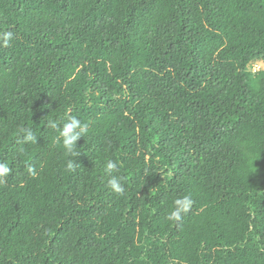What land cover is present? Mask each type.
Returning a JSON list of instances; mask_svg holds the SVG:
<instances>
[{
	"label": "trees",
	"instance_id": "obj_1",
	"mask_svg": "<svg viewBox=\"0 0 264 264\" xmlns=\"http://www.w3.org/2000/svg\"><path fill=\"white\" fill-rule=\"evenodd\" d=\"M0 162V264H264V0H0Z\"/></svg>",
	"mask_w": 264,
	"mask_h": 264
},
{
	"label": "clouds",
	"instance_id": "obj_2",
	"mask_svg": "<svg viewBox=\"0 0 264 264\" xmlns=\"http://www.w3.org/2000/svg\"><path fill=\"white\" fill-rule=\"evenodd\" d=\"M12 33L8 32L4 34V44L7 46ZM253 71H257L256 67H253ZM49 126L53 129H58L59 138L57 143H62L65 153L72 157H78L80 153L77 151V141L84 138L89 130V125L87 123H81V121L76 116H71L67 122L60 126L55 121H49ZM21 132L22 141L24 143H35L37 137L31 128H22ZM77 166L76 161L69 159L67 163V170L74 171ZM27 172L30 176L35 177L37 175L36 169L33 166H29ZM103 171L105 175L109 176L108 187L117 196H123L125 194V186L122 183L123 177L118 175L120 168L118 167V162L112 159H108L105 162ZM12 169L7 162H0V183H3L6 178L11 174ZM116 173V175H114ZM194 201L190 195H185L174 200L173 209L167 215V220L173 222H179L182 220L184 214L188 213L193 205Z\"/></svg>",
	"mask_w": 264,
	"mask_h": 264
},
{
	"label": "rangeland",
	"instance_id": "obj_3",
	"mask_svg": "<svg viewBox=\"0 0 264 264\" xmlns=\"http://www.w3.org/2000/svg\"><path fill=\"white\" fill-rule=\"evenodd\" d=\"M253 67H256L257 68V71H253ZM253 67H251V71H252V73H254V74H256V73H258L259 71H261L262 70V68L261 67H259L258 65H255V66H253Z\"/></svg>",
	"mask_w": 264,
	"mask_h": 264
}]
</instances>
